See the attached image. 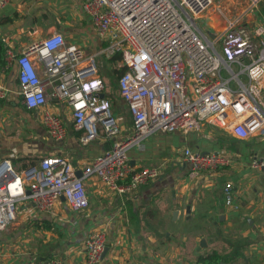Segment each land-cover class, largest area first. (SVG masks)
Segmentation results:
<instances>
[{
  "label": "built area",
  "instance_id": "built-area-1",
  "mask_svg": "<svg viewBox=\"0 0 264 264\" xmlns=\"http://www.w3.org/2000/svg\"><path fill=\"white\" fill-rule=\"evenodd\" d=\"M10 1L0 0V8ZM79 1L97 38L106 43L101 53L106 58L121 54L124 70L117 88L131 116L132 132L122 137L109 101L100 98L105 85L97 74L95 55L87 58L62 33L39 38L18 53L7 50L6 65L17 67L22 103L40 113L50 139L63 140L65 126L47 109L46 84L36 60L52 87L51 97L67 105L73 129L82 132L79 142L87 145L102 134L112 144L80 177L69 159L61 156L41 157L21 175L4 161L0 166V231L15 222L16 205L24 199L37 213H49L61 198L72 212H83L88 207L84 180L89 176L118 195L156 180L158 168L135 170L128 160V151L153 135H188L209 125L229 129L240 140L264 138V19L253 22L251 29L244 22L261 0H247L243 12L226 19L225 27L211 36L200 29L198 19L213 7V0ZM217 11L221 12L220 6ZM6 95L0 84V99ZM182 156L190 178L227 163L220 154L189 148ZM252 165L264 177V157ZM222 188L224 204L234 206L232 184L227 182ZM105 246L103 233L89 236L87 264H99Z\"/></svg>",
  "mask_w": 264,
  "mask_h": 264
},
{
  "label": "crops",
  "instance_id": "crops-1",
  "mask_svg": "<svg viewBox=\"0 0 264 264\" xmlns=\"http://www.w3.org/2000/svg\"><path fill=\"white\" fill-rule=\"evenodd\" d=\"M238 1L215 0L218 3L198 19L200 29L209 36L221 31L226 19L243 12L242 8H227ZM262 19L264 0L244 16V22L251 29L253 22ZM54 32L62 33L67 43L78 44L87 58L98 55L102 44L105 46L79 0H11L0 8L4 47L0 84L7 90L5 99H0V166L8 161L18 175L46 156L69 159L75 175H82L112 144L102 134L87 145L79 142L82 132L73 129L67 105L51 97L52 87L37 60L38 73L46 84L47 109L65 126L63 140L50 139L40 113L23 105L17 67L6 65V51L18 53ZM116 89L118 93L117 83ZM113 111L122 137L130 135L132 119L120 97ZM187 148L220 154L227 163L190 178L182 156ZM262 157L264 138L240 140L229 129L205 125L188 135H153L141 147L129 150L128 160L135 170L158 168L156 180L118 195L89 176L84 180L88 207L81 213L72 212L62 198L47 214L35 212L28 199L18 202L15 222L0 231V264H45L51 260L87 264L85 241L96 233H103L106 239V252L99 264H199V259L213 251L222 257L220 264L264 263V177L252 165ZM227 182L233 186L232 207L223 201L222 187Z\"/></svg>",
  "mask_w": 264,
  "mask_h": 264
},
{
  "label": "rangeland",
  "instance_id": "rangeland-1",
  "mask_svg": "<svg viewBox=\"0 0 264 264\" xmlns=\"http://www.w3.org/2000/svg\"><path fill=\"white\" fill-rule=\"evenodd\" d=\"M220 1V0H218ZM239 4L236 6H230L227 8L232 10L239 11L241 8L247 5V0H239ZM218 3V2H217ZM214 0L213 6L217 4ZM222 7V6H221ZM216 10L219 9V6L216 5L215 7ZM85 21H87V18H85ZM102 44V43H101ZM104 48V45L102 44V49ZM102 51V50H101ZM101 51L99 52L98 55L95 56V64H96V71L97 74L102 78V81L105 83V93L110 95L113 99L117 100L119 99L117 89H116V83H117V76L114 74V67L115 66H120L121 63L118 60L115 62V64H112L102 53ZM115 106V105H114ZM113 106V107H114ZM113 107L111 109L113 115L115 114L113 111Z\"/></svg>",
  "mask_w": 264,
  "mask_h": 264
},
{
  "label": "trees",
  "instance_id": "trees-1",
  "mask_svg": "<svg viewBox=\"0 0 264 264\" xmlns=\"http://www.w3.org/2000/svg\"><path fill=\"white\" fill-rule=\"evenodd\" d=\"M107 59L112 64H115V62H117L118 60L120 61L121 54L120 52H117L116 54H114L113 56ZM3 63H4V47H3V44L0 42V64H3ZM123 70H124V66L122 65L114 67L113 71H114V74L117 76V80L120 74L123 72ZM105 97L109 101L111 109H112V107L116 105V100L106 93H105ZM220 263H222V257L214 251L211 254L207 255L206 257H202L201 259H199V264H220Z\"/></svg>",
  "mask_w": 264,
  "mask_h": 264
},
{
  "label": "water",
  "instance_id": "water-1",
  "mask_svg": "<svg viewBox=\"0 0 264 264\" xmlns=\"http://www.w3.org/2000/svg\"><path fill=\"white\" fill-rule=\"evenodd\" d=\"M100 98H104V94H101V95H100ZM76 175H77V177H80V176H81V173H77ZM27 194H28V192H27ZM105 252H106V248H105V250H104L103 255H105ZM103 255H102V256H103Z\"/></svg>",
  "mask_w": 264,
  "mask_h": 264
}]
</instances>
